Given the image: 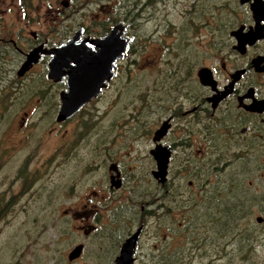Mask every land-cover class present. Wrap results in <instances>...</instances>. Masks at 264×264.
<instances>
[{
	"label": "rangeland",
	"instance_id": "374dc122",
	"mask_svg": "<svg viewBox=\"0 0 264 264\" xmlns=\"http://www.w3.org/2000/svg\"><path fill=\"white\" fill-rule=\"evenodd\" d=\"M157 1H150L143 9L146 0H36L30 9L23 10L19 0H0V29L4 32L0 37L20 39L24 46L31 44V33L60 43L81 27L101 37L118 22L129 26L125 36L131 39L119 61L115 82L76 116L78 122L69 124L66 133L56 122V102V106L42 102L39 108L33 103L28 105L31 92L47 85V60L18 78L16 71L23 57L15 52L0 56V264H98L97 258L107 262L112 258L110 253L98 254L127 233L118 216L119 204L128 198L143 202L142 198L148 201L154 197L156 183L151 171L155 162L149 151L154 148L156 125L169 112V107L166 111L164 108L169 105L170 95L164 92V99L160 92L165 86L162 80L180 62L172 49L184 43L196 68L204 48L197 41L198 19L194 14H185L191 0H159L161 8L155 7ZM213 15L218 19V14ZM202 33L204 44L210 48V60L205 64L219 67L214 47L221 39L224 41L223 32L219 35L210 24ZM145 94L150 97L151 102H145L151 109L142 113L140 99ZM13 108L19 109L17 115ZM24 111L31 112L35 119L26 125V131L19 132L16 122ZM8 119H16L13 127L8 126ZM91 121L92 134L82 137L75 155L62 158L60 150L72 139L73 127ZM118 125L119 132L109 133L112 126L114 130ZM199 142L201 139L195 135L194 144ZM206 159L210 156L174 157L170 171L177 185L175 215L170 226L161 225L160 234L156 221L147 220L137 264H144L145 256L150 262L149 256L158 254L152 245L160 241L158 248L162 246L175 257V264H264V224L255 223L257 216L264 217V169L242 168L240 164L229 169H202L205 174L196 179L209 186L203 187L198 200L193 195L196 189L188 185L193 178L189 173L195 174L191 164L204 166ZM112 161L119 163L120 169H131L134 177L126 189L103 204L100 197L106 199L109 195L106 184L101 183L103 169H108ZM21 169L37 171L34 176L26 170L23 180L17 176ZM85 169L94 170L87 173ZM132 179L137 181L135 185ZM96 180L98 184L94 185ZM238 182L240 185L234 186ZM73 191L76 197H72ZM92 191L98 195L96 205L87 206L93 207V219L82 223L71 214L83 211V204L88 203L86 195ZM216 198L220 202L218 210L213 204ZM226 205L236 207V218H231L233 212L229 216L223 213ZM86 224L96 225L87 236L80 228ZM79 244L85 249L82 258L68 261L69 252Z\"/></svg>",
	"mask_w": 264,
	"mask_h": 264
},
{
	"label": "flooded vegetation",
	"instance_id": "af4514ba",
	"mask_svg": "<svg viewBox=\"0 0 264 264\" xmlns=\"http://www.w3.org/2000/svg\"><path fill=\"white\" fill-rule=\"evenodd\" d=\"M150 1L153 0H146V2L143 3L142 8H147L148 5L151 4ZM174 1L181 2L184 0ZM166 3L167 2H165V4ZM63 4H65V2H63ZM155 7L161 8L159 0L156 2ZM213 8L216 11H212L211 9ZM180 13L184 14V11H181ZM189 13L194 14L198 19V23H195V26L198 29V35L200 36L197 41H199L198 44L203 45L205 49H201V52L198 55L201 63L199 66L196 65L198 67L195 68L193 60L191 59L192 57L188 55L189 52H185V44L182 42L181 44L178 43L176 48L172 49V52H175L174 54L177 57V61L180 62L179 64L173 65L174 69L172 72H169L162 80L165 86L160 93H162L161 97L164 99H166V97L163 96L165 93H169L170 95L169 105L164 108V111H166L169 107V112H167V118L156 125L154 133L161 130L159 134V136H161L160 139L154 143V148L159 146L165 148V150H170L166 180L164 183L155 180L154 197L150 198L148 201H145V199L142 198L143 203L139 202L140 198H137V201L128 198V201L130 200L132 203L131 205L128 201L125 202L124 200V203L119 204L118 208L120 207V211H118V216L123 220L124 225L127 228V233L120 242L116 244L117 241H114L109 249L101 251L98 254V256H106L110 253L112 256L111 260H108L107 262H102L104 261L103 258H97V260L100 261L96 262L98 264H115V258L119 255L122 244L127 238L139 231L133 263L137 264L139 244L147 220L152 218L156 221L158 233L162 230V224L170 226L169 221L175 215L176 208H174V206L176 201H178L177 185L175 183L176 177L172 174V170L170 171V165L172 164L174 157L177 155L184 158H191L194 157V155L197 157L210 156V159L204 161V169H210L208 167V162L217 163L219 165L214 169H229L239 164L242 168L244 166L246 168L250 167L251 169H264V0H218L216 3H211V0H191V3L188 4L187 11H185V14ZM213 14H218V19H214L215 16ZM210 16H213V18L211 19ZM118 24H122L126 27L123 36L130 40L127 46L128 48L131 39L126 37L125 33L127 29H129V26L122 22H118L113 27ZM210 24L216 27L219 31V35L222 36L223 32L224 37V41L221 39L220 43L214 47L216 52H218V61L220 62L219 67L216 65L218 68L214 65L205 64V61L210 60L208 55L210 48L208 43L204 44V34L202 32L204 29L206 30ZM112 28H109V31ZM78 30L82 31V35L75 44H80L86 40L84 44L88 48L92 47L89 41L102 38L109 33L108 31L105 35L98 37L93 33H88L86 27L78 28L76 31ZM76 31H74L73 34ZM3 33V30L0 29V36ZM71 37L65 39L64 42L54 43L50 42L47 38L41 39L38 38L36 34L31 33V44H28L27 46H24L20 39H17L16 41L0 37V56L15 52L17 55L20 54L23 57L22 64L25 61V55L34 48L40 46L43 50H50L67 42ZM206 37L208 40L209 35ZM20 45L26 48L25 51ZM93 50L97 51L96 48ZM50 58L51 56L41 54L38 61L33 64L31 68L45 60H47L46 66H48ZM120 60L116 62L113 77H111L106 87L101 90V93L98 96H102V92L111 87L112 83L115 82V79L118 76ZM71 66L74 65L71 63ZM204 68L208 69L211 73V77L213 78V81H215L214 87L205 86L200 83L198 74L199 71ZM63 72H68L67 67L63 68ZM17 77L21 78L23 76ZM46 79V86L43 85L41 87H36L31 92L30 96L27 97L28 105L33 103L35 104V108H39L42 105V102L52 106L55 105L56 102V105H58V115L61 105V94H64L68 90V76L64 74L60 80L54 81L53 79L48 78L47 69ZM29 89H31V87ZM98 96L82 106L78 112L71 117L62 120L61 122L56 120V122L62 125L65 133L67 132L66 127L69 124L74 126V122H78L76 121V116L79 115L87 105L92 104L94 99L98 98ZM147 99L151 102L148 94L143 95V98L140 99L142 113L151 109V107L145 102ZM215 100L216 102H214ZM13 110L15 111V115L19 113V109L15 110L13 108ZM34 119L31 118V112L29 114L24 111L22 112L19 122H16V119H8V121H10L8 126L13 127V122L15 120V122L18 123V131L22 132L26 129V125H30V121ZM41 120L42 119L38 118V121ZM162 126L166 127L164 131L161 129ZM93 127L94 124L92 121L89 124L80 122L77 124V128L73 127V137L68 143H64L63 149L60 150L61 157H71L75 155L76 150L82 141V137H89L90 134H92L89 133L90 129ZM112 129L113 126L109 133H115L116 131L119 132L120 126H116L114 130ZM195 135L201 139V142L196 145L194 144ZM184 162H190V160L185 159ZM119 166V163L112 161L108 169H103L104 174L101 183L107 185H105L104 188L109 192V195L106 199L104 196H101V203L115 198L118 192L127 188V185L130 184L131 178L134 177L131 169H120ZM26 170L31 174L34 173V176L37 171L36 169H21L17 173L18 178L25 180V175L27 173ZM93 170L94 169H85L87 173L92 172ZM192 175L193 178L188 182V185L191 186L190 189H196V192L192 194L196 199L200 200L199 196L201 192L206 186H209V184L205 183L203 185L199 183L196 179L199 178V175L196 177L193 173ZM28 179H31L30 176ZM31 182H33L32 179ZM131 183L132 185H135L137 181L132 179ZM93 184L97 185L98 181H93ZM115 184H118L119 187L115 188V186H113ZM72 194V197H76L75 191H73ZM97 197L98 195L96 191L87 194L86 199L88 200V203L83 204V211H78L71 215L73 217L75 216L76 220L80 219L82 223L88 221L89 218L93 219V207L87 209V206L96 205ZM138 206L139 210H137ZM146 206H151V208L147 209L145 208ZM257 217L263 219V222L258 223V225L264 224V217ZM80 228L87 236L96 229V225L86 224ZM169 229L171 230L170 227ZM160 243L161 241L159 244ZM118 244L119 247H117ZM159 244L152 245L153 249L158 254L149 256L151 260L150 262H147L145 256L144 264H175L174 261L176 258L167 253L166 249H162V246H160L159 249ZM80 245L83 246L82 251L74 262L80 260L84 253V245ZM113 246L117 248L110 251Z\"/></svg>",
	"mask_w": 264,
	"mask_h": 264
},
{
	"label": "water",
	"instance_id": "95a60500",
	"mask_svg": "<svg viewBox=\"0 0 264 264\" xmlns=\"http://www.w3.org/2000/svg\"><path fill=\"white\" fill-rule=\"evenodd\" d=\"M64 6H67L65 3ZM126 27L122 24L110 29L109 33L102 38L89 41L91 48H88L84 42L75 44L80 39L82 31H76L67 42L54 47L50 50H43L42 47L34 48L25 55V61L17 70V76H23L33 64H35L39 56H51L48 64V78L58 81L64 74L68 76V90L61 94V105L57 115V121L61 122L91 101L101 93L111 77L114 75L115 65L126 51L129 39L123 34ZM96 48L97 51L93 49ZM71 63L74 66H71ZM67 67L68 72H63V68ZM200 83L205 86H215V81L211 77L208 69H201L198 74ZM216 102V100L214 101ZM166 127L162 126L164 131ZM161 130L154 133L152 141L156 143L160 139ZM155 161L156 168L151 172L154 180L164 183L167 175V167L170 157V150H165L156 146L149 151ZM112 169V168H111ZM118 188L119 185H113ZM111 186V187H113ZM257 223H262L261 217L256 218ZM139 231L131 235L122 244L119 255L115 258V264H133L135 248L138 242ZM83 246H75L68 254V261L75 260L79 257Z\"/></svg>",
	"mask_w": 264,
	"mask_h": 264
},
{
	"label": "trees",
	"instance_id": "16d2710c",
	"mask_svg": "<svg viewBox=\"0 0 264 264\" xmlns=\"http://www.w3.org/2000/svg\"><path fill=\"white\" fill-rule=\"evenodd\" d=\"M33 1H36V0H19V2H20V5H21V7H22V9L23 10H27V9H30L31 7H32V2ZM209 163V164H208ZM207 164H208V167L210 168V169H214V168H216V167H218L219 165L217 164V163H213V162H208ZM204 165V164H203ZM189 166H190V164H189ZM191 168L195 171V174H194V176L196 177L197 175H199V176H203L204 175V171L202 170V169H204L205 168V165L204 166H200V165H198L197 163H193V164H191ZM197 168V169H196ZM189 175L192 177L193 175H192V173L190 172L189 173ZM240 185V182H238L236 185H234V186H239ZM208 200H213V199H208ZM215 203V209H217L218 210V208H219V204H220V202L218 201V199L216 198V202H213V204ZM253 205V204H252ZM235 209H236V207L234 206L233 207V209H230V207L228 206V205H226L225 206V209H224V214H226V215H230V212L232 213L233 212V215L231 216V218H236V215H237V213H236V211H235ZM216 210V211H217ZM217 214H220V213H218V212H216ZM211 218H214V215H212L211 216ZM219 218H217L216 220H218ZM255 223L256 224H258L257 222H256V220H255Z\"/></svg>",
	"mask_w": 264,
	"mask_h": 264
},
{
	"label": "bare ground",
	"instance_id": "6f19581e",
	"mask_svg": "<svg viewBox=\"0 0 264 264\" xmlns=\"http://www.w3.org/2000/svg\"><path fill=\"white\" fill-rule=\"evenodd\" d=\"M256 220V219H255ZM122 247V246H121ZM121 250V249H120Z\"/></svg>",
	"mask_w": 264,
	"mask_h": 264
}]
</instances>
